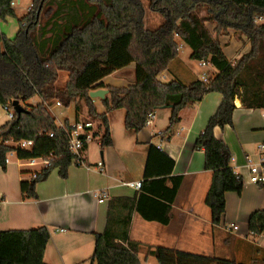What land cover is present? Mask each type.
<instances>
[{"label": "trees", "instance_id": "1", "mask_svg": "<svg viewBox=\"0 0 264 264\" xmlns=\"http://www.w3.org/2000/svg\"><path fill=\"white\" fill-rule=\"evenodd\" d=\"M13 2L0 0V22L11 18L18 26L13 39L0 32V106L19 101L24 112L15 114L0 127V167L13 152L21 160H48L40 171L20 183L22 197L37 198L36 184L45 181L51 171L57 169L59 177L66 179L71 164H82L81 159L72 163L73 154L68 148L72 128L68 124L64 129L56 126L48 110L52 100L68 108L77 97L83 99L88 116L99 122L100 146L105 148L112 144L106 113L124 110V127L136 134L146 126L150 114L168 108L169 126L161 135L170 136L183 109L197 104L207 94L217 93L222 96L220 105L196 138L193 150L204 153V169L211 173L204 204L209 209L211 225L219 227L225 213V194L240 195L243 180L230 166L229 148L214 137L213 130L232 126L237 99L245 109L264 110V27L255 24L257 18H264V0H150L149 11L164 20L151 31L144 26L141 0H31L28 12L20 19L15 15ZM230 32L249 42L248 52L234 63L226 58L220 45V37ZM177 40L190 49V60L206 62L216 73L208 75L206 82L159 81L158 76L177 59ZM131 64L132 84L104 85L105 77ZM59 72L68 75L62 87L56 86ZM98 89H105L108 94L101 101L103 114L96 112L89 97L90 91ZM35 97L40 103L26 104ZM20 140L33 141V148L15 149L13 143ZM86 147L85 144L82 151ZM154 152L162 162L157 160L160 168L148 174ZM173 165L162 152L150 147L144 177L153 176L152 180L163 184L169 178L170 203L181 183L180 177H169ZM140 188L143 193L150 191L144 183ZM143 198L169 210V206L143 194L137 199L111 198L105 228L93 235L91 264H140L141 246L128 239L133 212H140L146 221L163 225L170 221L169 216H148L142 212ZM247 228L253 237L264 233V210L249 216ZM49 238L45 227L0 232V264H45L43 255ZM145 254L157 264H245L233 258L207 257L163 247L146 248ZM258 264H264V259Z\"/></svg>", "mask_w": 264, "mask_h": 264}, {"label": "crops", "instance_id": "2", "mask_svg": "<svg viewBox=\"0 0 264 264\" xmlns=\"http://www.w3.org/2000/svg\"><path fill=\"white\" fill-rule=\"evenodd\" d=\"M15 6L14 0V12ZM29 8L30 6L26 13ZM8 25L11 27L8 28ZM144 26L146 28L145 20ZM17 31L16 20L7 18L5 22H0V32L8 39H13ZM231 39L230 46L226 48L230 56L223 50L228 60L232 57V52L240 48ZM177 43V59L169 65L168 70L158 76L159 81L167 83L178 79L183 84L194 80L206 82L208 75L216 73L206 62V72L198 73L189 61L191 51L188 46L179 40ZM186 50L188 52L182 58L181 54ZM123 70L134 75V64L105 77L102 80L104 85L124 87L132 84L134 76L127 79L125 75H120ZM221 100L220 94L210 93L197 104L183 109L179 113V123L170 136L161 135L169 126L171 112L168 108L156 110L150 123L136 134L126 131L124 110L106 113L111 146L102 148L100 141L89 143L81 154L82 164H71L66 179H61L55 169L45 181L36 184L35 199L23 198L19 186L22 181L29 180L33 172L40 171L45 166L44 163L35 160L30 165L28 161L18 159L14 152L9 153L6 156L8 163L3 168L0 167V232L45 227L50 238L43 255L44 263L79 264L85 261V256L81 253H93V235L102 233L105 228L109 200L137 199L143 194L169 206V210L161 209L143 198L141 211L148 216H169L170 221L166 225L157 221H146L140 212H133L128 239L141 246L138 254L140 264H157L153 257L145 254L146 248L156 247L207 257L233 258L245 264L261 263L264 259V233L253 237L248 231L247 221L254 211L264 210V188L247 181L245 164L247 160L256 162L263 155L259 150L264 142L263 109H245L237 99L232 114V126L216 127L213 130L214 137L229 148L232 156L230 166L242 177L243 189L240 195L232 192L225 194V213L222 224L217 228L211 225L210 212L204 204L211 173L204 169V153L194 151L193 145L208 119L215 114ZM30 101L32 105L40 103L37 97ZM55 101L57 100H52ZM101 101L92 99L98 114L105 113ZM62 107L53 108L52 115ZM69 107L66 109L70 110ZM86 110L87 108L84 113L82 110L74 111L73 108L71 113L63 115L62 123L55 121V124L70 126L83 122V118L88 115ZM6 122L7 118L0 127ZM151 146L174 162L169 177L181 178L172 203L169 202V178L163 184L152 180L153 176L144 177ZM157 160L162 162L158 153H152L148 174H153L160 168ZM137 182L144 183L150 191L143 193L141 188L136 190L126 186L128 183ZM155 193H161L164 197H158ZM101 196L104 197L103 203H99ZM230 226L237 229L229 232L225 228Z\"/></svg>", "mask_w": 264, "mask_h": 264}, {"label": "built area", "instance_id": "3", "mask_svg": "<svg viewBox=\"0 0 264 264\" xmlns=\"http://www.w3.org/2000/svg\"><path fill=\"white\" fill-rule=\"evenodd\" d=\"M255 24L264 27V18L263 17L257 18L255 20ZM199 65L201 67H204L205 63L200 62ZM11 103L12 102H10L7 105L0 106V108L2 109V112L5 114L8 121H11L15 115L13 108L11 106ZM60 106H61L60 102L55 101L52 103V105L48 107V110L52 112L53 108L60 107ZM152 118H153V114H150L148 116V121L146 125L150 123ZM56 126L60 129H64V125L62 124H56ZM70 127L72 129L68 134V148L70 152L73 154L72 163H74L78 159H81V154L83 152L82 151L83 146L85 144L88 145L91 142L99 141L100 136H101V133H100L101 130L99 128V123L95 124L94 122H90V121L89 122H78L73 125H70ZM49 137H52V134H49ZM13 146L15 147V149H18L21 151H30L34 146V142L31 140H20V141L13 143ZM259 150L263 153V155L260 156L256 162L247 160L245 166L247 170V181L253 184L254 186L264 188V146L261 145L259 147ZM25 160L28 161L30 165H33L35 160L42 161L45 166L48 164V160L46 159H25ZM7 163H8V159L6 158L4 160V164H7ZM126 186L132 189L139 190L140 183L139 182L128 183L126 184ZM103 201H104V197L101 196L99 198V203H103ZM225 229L228 230L229 232L230 231L232 232V231H235L237 227L230 226L229 228L226 227Z\"/></svg>", "mask_w": 264, "mask_h": 264}, {"label": "rangeland", "instance_id": "4", "mask_svg": "<svg viewBox=\"0 0 264 264\" xmlns=\"http://www.w3.org/2000/svg\"><path fill=\"white\" fill-rule=\"evenodd\" d=\"M149 1L150 0H141V2L143 4V7H144V11H145L144 20H145L146 28L149 31H151V30H154V29L158 28L164 22V20L159 15L149 11V9H148ZM15 2H16L15 12H16L17 18L20 19L26 14V9L30 6L31 0H20L18 3H17V0H15ZM202 15H205V14L203 13ZM9 27H11V26L8 25V28ZM230 39H231V41H234L235 44L240 46V48H237V49H235L232 52L233 53L232 57H230V59H229L232 63H234L244 53L248 52V50H249V42L244 37H240L238 34H236V33L234 34L233 32H230L229 35H227V36L220 37V45H221L222 49L225 50V53H226V55L228 57L230 55H229V52L226 50V48L228 46H230L229 45ZM189 51H190V49H189ZM187 52H188V50H186L185 52H182V54H181L182 58L186 56ZM189 61L192 64V66L195 67V69L197 70L198 73L202 74L203 72H206L207 68L199 66V63H200L199 61H191V60H189ZM208 67L212 68V66H210L209 64H208ZM133 74H134V72H133ZM120 75H125L127 79L131 78L132 76H134V75H129L127 70H123L120 73ZM67 77H68L67 73L59 72L58 73L57 82H56V86L57 87H62L65 84V82L67 80ZM124 84H127V83H124ZM26 104L27 105H32V102L28 101ZM69 108H70V110L66 109L65 107H62V108L57 109L54 112L55 114L53 116L56 118L55 119L56 123H60V122L62 123V121L64 120V116L63 115H65V113H68V112L71 113L73 108H74V111H75V109H76V111L82 110L85 113V109H86L85 108V102H84L83 99L77 97L76 99H74L71 102V107H69ZM70 113L68 114V117L71 116ZM83 119H84L83 122L95 121L88 115L85 118H83ZM5 120H6V117H5L4 113L2 112V110L0 109V125L3 122H5ZM94 123L98 124V122H94ZM81 255L85 256L84 259H83L85 261L81 262L79 264H91L90 263V257L92 255V253H81Z\"/></svg>", "mask_w": 264, "mask_h": 264}, {"label": "water", "instance_id": "5", "mask_svg": "<svg viewBox=\"0 0 264 264\" xmlns=\"http://www.w3.org/2000/svg\"><path fill=\"white\" fill-rule=\"evenodd\" d=\"M39 12H40V8H39L38 13H37V18L39 16ZM106 95H107V90H103V89L92 90V91L89 92V97L91 99H100V100H103ZM11 106L13 108L14 113L17 116H19L22 112H24V108L19 103V101H13L11 103Z\"/></svg>", "mask_w": 264, "mask_h": 264}]
</instances>
